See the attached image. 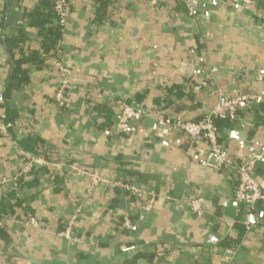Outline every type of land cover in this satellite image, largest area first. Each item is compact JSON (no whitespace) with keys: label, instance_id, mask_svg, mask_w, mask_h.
I'll list each match as a JSON object with an SVG mask.
<instances>
[{"label":"crops","instance_id":"0c3cea01","mask_svg":"<svg viewBox=\"0 0 264 264\" xmlns=\"http://www.w3.org/2000/svg\"><path fill=\"white\" fill-rule=\"evenodd\" d=\"M48 1L0 0V102L11 72L3 41L20 27L24 56L38 52L39 29L28 24L34 11L51 14ZM107 1L101 12L100 0H69L55 50L22 67L28 83L13 96L12 124L2 123L0 108V177L10 179L26 166L28 155L18 146L23 138L39 140L41 155L34 158L46 162L32 168L46 171L38 185L19 191L23 204L0 215V264H264V209L240 237L236 179L201 167L207 145L171 127L199 120L218 92L250 95L255 102L240 109L239 123L220 124V141L236 162L264 146V20L256 16L264 0H185L199 20L180 0ZM123 103L144 112L128 134L112 128L111 116ZM71 167L152 193L151 210L120 190L91 188ZM29 173L24 178L31 180ZM255 176L264 192V165ZM15 188L0 187V201ZM194 198L200 217L188 209ZM77 211L79 242L71 244L59 233ZM27 215L38 228L23 226ZM124 218L130 230L122 228ZM222 241L238 244L231 249Z\"/></svg>","mask_w":264,"mask_h":264},{"label":"built area","instance_id":"2783aa9c","mask_svg":"<svg viewBox=\"0 0 264 264\" xmlns=\"http://www.w3.org/2000/svg\"><path fill=\"white\" fill-rule=\"evenodd\" d=\"M184 6L186 13L194 20H199L200 15L197 8L185 0H180ZM244 4H250L252 0H240ZM52 12L56 18V23L64 30L69 19V0H51ZM259 19L264 20V8L259 9L256 15ZM61 72L65 74V70L60 68ZM68 82L62 81L59 90L55 97L57 101L63 98V92L66 89ZM255 97L245 94L237 96H227L222 92H218L217 100L212 109L204 114L197 121H183L177 120L171 124V127L181 133L189 142L200 143L207 145V151L199 161V165L203 168L211 169L216 172H227L236 179V187L233 193V199L238 206L239 212H243L241 224L245 232H249L252 227V219L259 207L264 208V192L255 176V168L258 165H264V146L256 153L252 154L247 160L236 162L229 154L225 145L220 141L219 128L217 122H225L230 125H236L241 121L239 116L240 109L247 104L255 102ZM144 115L141 108L122 104L114 113L112 128L115 132L120 134H128L133 124L139 122ZM159 126H165L163 118L158 120ZM46 162L42 158H34L28 155L27 164L24 169L16 176L10 179L0 177V187H12L16 184L19 178H24L34 166H43ZM71 170L79 175L87 177L91 188L120 190L122 193L129 195L134 202L139 204L145 212H149L154 203L153 194H147L137 188L133 184L122 181H109L100 177L96 172L80 171L76 168ZM189 211L197 217L202 215V208L200 201L197 198L192 199L188 203ZM77 211L66 223L65 227L59 233V236L68 243L77 244L78 237L73 233V226L79 217ZM22 224L27 228H38V220L27 215ZM122 228L125 230L131 229V222L128 218L122 221ZM122 264V263H113Z\"/></svg>","mask_w":264,"mask_h":264},{"label":"trees","instance_id":"16d2710c","mask_svg":"<svg viewBox=\"0 0 264 264\" xmlns=\"http://www.w3.org/2000/svg\"><path fill=\"white\" fill-rule=\"evenodd\" d=\"M100 1H101L100 10L101 12H103L106 7V4H108V1L107 0H100ZM181 4L182 7L185 9L184 4L182 2ZM48 5L50 7L51 14L44 16L41 13L34 11L30 17L31 22H29L28 24L29 26H34L39 29L38 36L40 38V42H39L40 50L38 52L31 51L27 56H24L22 51H23V45L25 44L27 37L24 30L20 27L18 28L16 35L14 37H7L3 41V45L5 46L7 54L11 61L10 62L11 72L6 79L4 91L2 94V99L0 102V108L4 110V116L2 118V123L4 125L13 123L16 117V111L13 109V96L16 92H18L23 86H25L28 83L27 73L22 69V67L28 63L37 62L39 64L41 62L40 55H46L53 52L58 42L61 39L63 29L56 23V18L52 12L51 0L48 1ZM52 20H54L55 22L53 23ZM15 50L19 52L20 55L17 60H14ZM101 111L104 112L103 109H101ZM108 112L103 113L105 114L106 119H108L110 116ZM113 117L114 115L112 114L111 118ZM222 123L225 122H217L216 123L217 127L219 128L220 124ZM38 143L39 140L37 139L23 138L18 141V146L21 149V151H23V153L34 157L41 155L40 154L41 152L35 149V146ZM39 167H43V166H39ZM43 172L46 171H44L42 168H36V169H32L29 173V175L31 174L33 175V178H31V180L22 177L19 178L15 184L16 188L14 190L9 189L7 196L1 198L0 215H8V213L9 214L12 213V208L14 206L22 205L25 199L17 197L19 191L23 192L25 189L37 186L38 185L37 177ZM259 208H263V207L260 206ZM242 217H243V212L241 211L239 212V215L237 217V224L235 225L237 231L239 232L240 237L245 234V229L241 224ZM236 244H238L237 241L235 242V246ZM221 246L231 249L235 248V246H233L232 244L230 245V242L227 243V241H222Z\"/></svg>","mask_w":264,"mask_h":264},{"label":"water","instance_id":"95a60500","mask_svg":"<svg viewBox=\"0 0 264 264\" xmlns=\"http://www.w3.org/2000/svg\"><path fill=\"white\" fill-rule=\"evenodd\" d=\"M234 136H235V137H240V134H236V133H234Z\"/></svg>","mask_w":264,"mask_h":264}]
</instances>
